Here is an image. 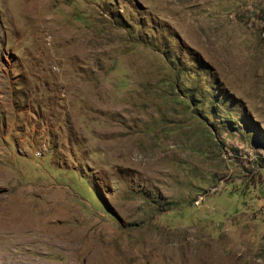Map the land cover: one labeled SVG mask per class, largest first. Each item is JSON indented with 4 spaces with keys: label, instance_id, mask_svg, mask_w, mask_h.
<instances>
[{
    "label": "rangeland",
    "instance_id": "374dc122",
    "mask_svg": "<svg viewBox=\"0 0 264 264\" xmlns=\"http://www.w3.org/2000/svg\"><path fill=\"white\" fill-rule=\"evenodd\" d=\"M263 26L264 0H0V264H264Z\"/></svg>",
    "mask_w": 264,
    "mask_h": 264
},
{
    "label": "bare ground",
    "instance_id": "6f19581e",
    "mask_svg": "<svg viewBox=\"0 0 264 264\" xmlns=\"http://www.w3.org/2000/svg\"><path fill=\"white\" fill-rule=\"evenodd\" d=\"M62 200V199H61ZM14 211V210H13ZM13 216V215H12ZM15 216V215H14ZM30 217V216H29ZM16 221V220H15ZM27 221H28V219H27ZM10 222V221H9ZM12 222V221H11ZM10 222V223H11ZM21 223V227H20V229H21V231H24V230H26V229H28L30 226H31V224L29 223V222H26L25 220L24 221H22V222H20ZM19 223V224H20ZM11 225V224H10ZM9 227V226H8ZM49 228V227H48ZM19 229V230H20ZM40 229V228H39ZM11 230H12V228H11ZM14 230H16V229H14ZM45 230V231H44ZM13 231V230H12ZM40 231V230H39ZM16 232H17V230H16ZM20 232V231H19ZM51 232V229H47V231H46V229H43V230H41L40 232H38L39 234H40V236H41V238H43V237H46V236H48L49 235V233ZM55 232H57V231H55ZM64 234H62L63 236H65V237H68L69 235H71L72 236V234H73V237H77L78 235H77V233H69L68 234V231H62ZM17 234H19V233H17ZM60 236H61V234H60ZM20 240H21V242H28V241H30V238H28V236L26 235V236H21L20 238H19ZM48 239V238H47ZM61 239V238H60ZM59 239V240H60ZM73 239V238H72ZM70 242H73V241H70ZM43 243V242H42ZM59 244V243H58ZM58 247L60 248H65L68 252H70V251H73V246L71 247L69 244H60V245H58ZM57 247V248H58ZM107 252H109L108 250H107V248H102V247H99V249H96V246L94 245L93 246V249H92V251H90V253H89V255H88V259H87V264H101V262H102V259H103V257H107V258H110V259H113V260H115V258L113 257V255H110V254H108ZM115 263H117L116 261H115Z\"/></svg>",
    "mask_w": 264,
    "mask_h": 264
},
{
    "label": "built area",
    "instance_id": "2783aa9c",
    "mask_svg": "<svg viewBox=\"0 0 264 264\" xmlns=\"http://www.w3.org/2000/svg\"><path fill=\"white\" fill-rule=\"evenodd\" d=\"M263 36H264V26H263ZM263 211H264V199H263Z\"/></svg>",
    "mask_w": 264,
    "mask_h": 264
},
{
    "label": "crops",
    "instance_id": "0c3cea01",
    "mask_svg": "<svg viewBox=\"0 0 264 264\" xmlns=\"http://www.w3.org/2000/svg\"><path fill=\"white\" fill-rule=\"evenodd\" d=\"M264 244V243H263Z\"/></svg>",
    "mask_w": 264,
    "mask_h": 264
}]
</instances>
